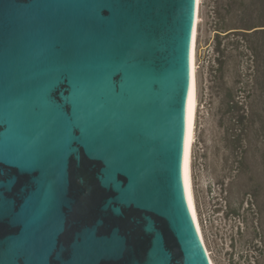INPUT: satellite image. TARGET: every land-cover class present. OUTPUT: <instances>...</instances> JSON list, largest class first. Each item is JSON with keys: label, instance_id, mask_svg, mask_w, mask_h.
<instances>
[{"label": "water", "instance_id": "water-1", "mask_svg": "<svg viewBox=\"0 0 264 264\" xmlns=\"http://www.w3.org/2000/svg\"><path fill=\"white\" fill-rule=\"evenodd\" d=\"M198 0H0V264H213L190 191Z\"/></svg>", "mask_w": 264, "mask_h": 264}, {"label": "rangeland", "instance_id": "rangeland-1", "mask_svg": "<svg viewBox=\"0 0 264 264\" xmlns=\"http://www.w3.org/2000/svg\"><path fill=\"white\" fill-rule=\"evenodd\" d=\"M212 1H200L192 171L210 258L214 264H230L232 255L236 261L248 253L264 256V139L246 136L221 102ZM240 135L245 138L239 140Z\"/></svg>", "mask_w": 264, "mask_h": 264}, {"label": "trees", "instance_id": "trees-1", "mask_svg": "<svg viewBox=\"0 0 264 264\" xmlns=\"http://www.w3.org/2000/svg\"><path fill=\"white\" fill-rule=\"evenodd\" d=\"M211 14L223 79L221 102L246 136L264 139V0H213ZM241 257L236 261L232 255L230 264H264V256Z\"/></svg>", "mask_w": 264, "mask_h": 264}, {"label": "bare ground", "instance_id": "bare-ground-1", "mask_svg": "<svg viewBox=\"0 0 264 264\" xmlns=\"http://www.w3.org/2000/svg\"><path fill=\"white\" fill-rule=\"evenodd\" d=\"M200 1L201 0H198V5H197V25H196V33H195V41H194V50H193V58H192L196 110H197V103H198V79H197L196 54H197L198 26H199V22H200ZM195 121H196V118H195ZM195 124H196V122H195ZM194 133H195V125H194L193 140H192L191 155H190V183H189V186H190V191H191V196H192V201H193V206H194V211H195V215H196L198 229L200 231V234H201L202 238H204L203 237L202 228H201V225H200L198 207H197L196 196H195V191H194V182H193L192 148H193L194 137H195Z\"/></svg>", "mask_w": 264, "mask_h": 264}]
</instances>
